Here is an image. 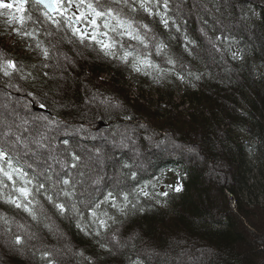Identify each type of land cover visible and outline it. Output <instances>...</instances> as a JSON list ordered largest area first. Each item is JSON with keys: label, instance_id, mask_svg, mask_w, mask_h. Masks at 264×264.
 I'll return each mask as SVG.
<instances>
[{"label": "trees", "instance_id": "trees-1", "mask_svg": "<svg viewBox=\"0 0 264 264\" xmlns=\"http://www.w3.org/2000/svg\"><path fill=\"white\" fill-rule=\"evenodd\" d=\"M9 2L13 4L12 15L9 9H0V65L12 60L16 68H7L8 75H5V67H0V85L20 96L12 97L13 100L17 98L20 104L30 108H48L49 117L57 118L64 115L63 112L69 114L74 110L83 124L104 119L110 125L106 129L126 125L118 122L121 119L128 122L135 117L141 123L146 117L141 107L127 106L128 109H123L129 110L126 113L111 108L106 100L92 99L97 90L103 92L97 74L104 70L103 64H110L121 76L122 73L130 76L137 72L133 68L137 63L141 67L137 74L143 83V79L146 80L142 92L146 89L158 95L157 100L163 107L161 112H165H159L162 119L155 121L157 139L148 147H152L151 150L144 154L146 146L139 149L140 159L148 157L142 160V169L136 168L141 163L128 149L119 150L113 159L112 146H100L101 142L87 138L84 142H97L93 146L103 150L98 162L94 161L97 164L93 165L104 177L100 182L89 183L86 189L88 181L85 179L96 177L91 176L85 161L89 146H83L81 152L71 141L69 144L62 139L59 149L67 155L65 160L69 167L64 181L69 183L57 185L51 169L41 178L24 170L20 160L0 149L3 153L0 156L3 169L0 171V206H5V210L11 207L7 211L8 218L0 211V241L5 252L8 251L17 264H72L74 261L76 264H240L237 246L244 240V227L240 229L238 225L244 226L245 209L250 215L259 214L255 227L258 232L264 231V218L260 214L264 206H247L264 190V0H128L127 5L123 0L120 3L85 0V6L79 11L73 5L63 16L59 10L50 14L33 0L25 6V13L16 11V0ZM87 3L105 12L111 8L113 17L133 21V27L144 37V43L129 39L121 35L126 29L119 28L117 19L107 15L96 18L97 39L116 42L112 49L115 58H120V51L123 55L131 53L127 63L122 61L124 69H118L116 61L108 60L112 56L101 50L97 52L99 55H92V50L83 48V44L100 46L91 39L81 43L68 27L66 17L87 12ZM141 3L144 8L140 7ZM44 12L60 21L59 26L45 17ZM22 14L32 16L25 21L23 30L34 34L19 35L16 42L22 45L7 48L4 37L14 26L21 27L16 21L9 24L8 20L10 16ZM106 22L109 28L104 27ZM145 24L147 29L141 27ZM75 26L89 35L94 30L86 22ZM112 27L117 30L112 31ZM52 28L57 30L55 39L60 38L63 48L76 43L83 51H88L91 58L98 57V62L92 65L93 72L86 71L85 65L81 71L61 66L62 55L55 39L52 40ZM201 32H206V44L200 39ZM134 57L147 59L150 66L139 64ZM157 58L160 63L154 62ZM179 84L184 85L186 97L198 103L197 109L186 107L188 117L172 112L187 102L179 92ZM170 112L177 118L172 121L173 127L171 116H167ZM2 116L0 113V124ZM38 131L45 135L44 142L50 149L45 151V160L59 164V153L51 147L50 130L39 127ZM123 135L116 133L110 138L117 141ZM77 140V143L83 141ZM170 142L176 145L173 150L165 148ZM133 146L138 148L135 143ZM186 147L191 148L186 149L188 158L180 154ZM157 148L162 152H157ZM153 151L157 155L151 162ZM126 152L131 153L136 166ZM178 165L183 168V173L179 172L180 187L166 183L168 173L177 170ZM104 186L110 187L104 190ZM20 188L28 190L26 199L21 196ZM96 188H101L103 194L99 196ZM177 188L180 190L176 191ZM66 192L69 195L66 196ZM9 198L21 203L30 201L35 218L7 203ZM178 201L182 207L176 221L178 218L172 217L176 216ZM56 203L63 204L66 211L61 213L54 206ZM18 212L35 224H29L33 228L30 232H10L8 219ZM46 212L52 215V220ZM100 221L105 223L102 225ZM16 237H20V244L15 243ZM259 251L264 252V249L259 248ZM250 254L255 258L256 251ZM175 259L176 263L172 262Z\"/></svg>", "mask_w": 264, "mask_h": 264}, {"label": "rangeland", "instance_id": "rangeland-1", "mask_svg": "<svg viewBox=\"0 0 264 264\" xmlns=\"http://www.w3.org/2000/svg\"><path fill=\"white\" fill-rule=\"evenodd\" d=\"M3 2L10 3L9 0H3ZM12 12H13L12 9H9V13L11 15L13 14ZM14 13H15L14 15H16V12ZM13 28H18V26H14ZM47 28L48 26L45 29ZM208 30L210 31V29ZM208 30H206V32ZM51 32L53 36L52 40H54L56 38L57 30L55 28H52ZM206 32L200 33V35H202L200 36V39L205 44H206V40H205ZM19 37L20 36L17 35L16 32L13 31L12 29L10 34L4 37L3 43L5 46H7V48L9 47L12 48L14 47L13 45L18 47V45H22L20 41L18 43L16 42L19 39ZM55 44H56V47L57 46L59 47V50H60L59 54L62 55L60 56L62 57L61 66H64L66 70L76 69V70L81 71L83 69V66L85 65L87 66L86 71L93 72L92 65L98 62V61L96 62V58L98 60V57L94 58L92 56L91 58L90 54H87L88 51H83L76 43H73L72 46H68L69 48L65 49L63 48L60 38L55 39ZM83 45H84L83 48L87 47V49L92 50L91 52L92 55L93 54L99 55L97 52L100 50V48L97 47V45H92V44L90 45L88 43H87V46H85V44ZM118 54H121L120 57H122L123 52L120 51ZM53 56L56 57L55 54ZM112 57H108L109 58L108 60H110L111 62L112 60L116 61L114 62V64L117 65L116 67L118 69L119 67H122L124 69V66H123L124 63L122 62L123 60H121L120 58L117 59V56L116 58L115 57L112 58ZM42 60L47 62V60L45 59H42ZM154 62L160 63L161 60L160 58H157V59H154ZM178 64L179 66H181L180 63ZM176 65L177 64H175V69H176ZM103 67H104V70L99 71L97 73L101 81V85H102L101 89L103 92H101V90H97L95 96L92 99L97 100V101L101 100V102L103 100H106L109 102L107 103L109 104L111 108H118L120 109L121 112H126V113H128L129 110L125 111L123 109L125 108L128 109L127 106H133L137 108L141 107L144 110V115H146V117L142 118L143 120H141V123L138 122L137 118L133 117V119H131L128 122L124 121L123 119H121V121H118L121 123H125L126 125H121V126L118 125L111 129H106L110 127V125H108L105 128L100 129L99 127L102 126L100 122H94V123L88 122L86 124H83L82 120L74 112V110L73 111L71 110L69 114H65L63 112L64 115H61L60 117H57V118L54 117L55 115L53 117H49L48 113L50 112L48 108H33V107L30 108L24 104H20L17 99L20 96H15L17 94L16 92L8 91L5 88H3L2 85H0V113L3 114L2 116L3 121L0 124V149H4V152L9 157H13L17 160H20L19 162L22 163L23 165L22 168L24 170L26 171L30 170L36 173L41 178L42 176L43 177L45 176L44 172H46L48 169H51L53 171L52 173H53L54 182L56 183V185L59 183H63L64 179L68 177L66 174L69 170V167L67 165L68 163L65 160L67 155L65 156V154L59 149L60 148L59 143H62V139H64V142H67L69 144L71 141L72 142L71 145L73 146L74 144V148L81 152H82L81 148L83 146H89V148H91L88 151V158L92 162H90L88 158L86 157H85L86 159L85 161L87 162L86 165H88L87 168H89V173H91V176H96V177L94 179H92L91 177V179L89 180L85 179V181H88V183L87 182L85 183L84 181V183L86 184V186H84L85 189L88 187L87 185H89V183L95 184L97 182H100L101 178L104 177V174L102 173V171L93 165L95 164L94 161L98 162L97 159H100V155H101L100 153L103 150L100 147L93 146V144L97 142H93V143L84 142L87 140V138H93V139H96L99 143L101 142L100 146H106V145L112 146L110 156L113 159L116 153L119 152V150L128 149V151H130L131 153H134L135 158H137L141 164L136 166L134 158L129 155L131 153L128 154V152H126V154L129 155L131 161L134 162V165L136 166V168L142 169V160L145 161L148 159V157L145 158V160L143 158L140 159L137 156L140 152L139 149L143 148V146L145 145L146 151L143 152L144 154H146L147 152H149V150H151L152 147L149 149L148 147H150V144L154 143L157 139L155 137L156 133H154L155 132L154 126H156V123H157V122L155 123V121H158V119L161 120L162 118L161 116H158V113L159 112L164 113L165 111L161 112V109H163V107L161 106L160 102L157 100L158 95L150 91H147L146 89L144 90V93L142 92L141 87L143 86L146 87L144 85L146 80L143 79L144 81L143 83L142 80L140 79L141 77L137 74V72L135 73L133 72L132 74H130V76L122 73L123 76H121L119 75V71L116 68L112 67L110 64H103ZM178 73L182 75L180 72ZM68 82L70 81L68 80ZM179 85H180L179 92H182L184 96L186 97L184 85L183 84H179ZM87 91L89 92L88 87H87ZM6 96L10 97L11 99L10 98L5 99ZM12 97H17V98L13 100ZM178 100L180 99L178 98ZM186 100L187 102L185 104H181L177 106V108L175 107V110L173 109L172 112L173 113L179 112L181 114L186 115V117H188L189 111L186 109V107H190L192 109L198 108V103L194 102V100L191 99L190 96L186 97ZM25 104H27V102H25ZM90 106H93V104H91ZM172 112H170L167 115L168 117L171 116L170 118L171 124L174 119H177L175 116H173ZM101 120H104V119H101ZM112 121L115 122L114 120ZM173 125L174 124H172L171 126L173 127ZM39 127H42V128L46 127L48 131L50 130V134H51L50 142L52 144L51 147L54 148V150H56L55 151L56 153L57 152L59 153V156L57 157V159L60 160L59 164H54L53 161L50 162V161L45 160L44 158L45 151L50 150V149H49V146L45 144L46 142H44L45 135H43L40 131H38ZM123 132L126 133V135H123ZM116 133L122 134L123 135L122 138L117 141L111 140L110 136L115 135ZM77 139L78 140L81 139L83 141H79L77 143L76 142ZM134 143L137 144L138 146L137 149L134 146L133 148L131 147L132 144ZM174 148H176L175 143L170 142L166 149L173 150ZM186 149H191V148L189 147L183 148V150H181L182 153L180 154L188 158L189 153L186 152ZM156 151L162 152V149L159 150V148H157ZM60 154L63 156H60ZM150 154H151V162H152L153 158H155L157 154L154 153V151ZM158 155L163 156L162 154H158ZM168 157H166V159ZM195 157L198 158V156H195ZM115 164H118V160H115ZM72 172L74 174V171ZM93 172L95 173L93 174ZM119 174L120 173L118 172V175ZM172 175H174V172H171L170 176L168 177L169 183L171 185H175L177 183L178 185V177H174ZM69 176H72V175L70 174ZM110 186H104L102 189L105 190L109 188ZM102 189L96 188L99 196L103 194ZM177 203L178 204L176 205V212H175V215L177 217L173 215L172 219L176 220L178 218L176 221H179V215L181 214L180 212H181L182 203L179 201ZM256 204H258L260 207L264 206V190L263 192L260 193L258 197H254V199L251 200L250 205L247 204V206L248 208H253ZM89 205L90 204H86V206H89ZM4 207L5 206H0V211H3L2 214H4L8 218L9 213L7 211L11 207L7 210H5ZM245 214H246L245 216L246 219H243L244 226H242L241 224L238 225V228L240 229L241 227H244V230L242 231V236L244 237V240L241 241L239 245L237 246L238 247L237 250H239L241 254L240 257H238L240 261L239 263L240 264H264V252L259 251V248L264 249V231L260 229L261 231L259 230L258 232L256 228L258 226L256 223V219L259 217V214L254 212L252 215H250V212L247 209H245ZM260 214L262 218H264V210L260 211ZM22 215H23L22 213L18 212L15 216L8 219L9 226H10L9 230L11 233L19 232V234H22L27 231L30 232V229L32 228V226L30 228V225H29L31 224V220L27 219L26 216H22ZM46 215H48L49 219L52 220V215H50V213L46 212ZM24 222H26V224ZM27 223H28V226H27ZM54 223L56 224V220ZM23 225L25 226L21 228L20 226H23ZM31 225H35V224H31ZM245 231H249V232H245ZM7 232H8V229H7ZM246 235H247V238H246ZM68 237L70 238V235H68ZM1 238L2 237H0V240ZM40 244H41V241H40ZM254 250L256 251L255 258H253V256L250 254ZM208 252H210V249L208 250ZM198 253L205 254L206 252H198ZM177 256L184 257L182 255H177ZM17 260L20 261V259H17ZM175 261L177 260L175 259L172 262L176 263ZM15 262H16V259H14L13 256L10 255L8 251L5 252V247L1 244V241H0V264H17V262L16 263ZM72 264H76V261L72 262Z\"/></svg>", "mask_w": 264, "mask_h": 264}, {"label": "snow or ice", "instance_id": "snow-or-ice-1", "mask_svg": "<svg viewBox=\"0 0 264 264\" xmlns=\"http://www.w3.org/2000/svg\"><path fill=\"white\" fill-rule=\"evenodd\" d=\"M29 0H16V11L20 12V13H25V5L28 4ZM33 2L36 5H43L44 8L46 9H57L60 11V14L63 16L65 14V12L68 11L69 7L71 6H75L77 8V10L79 11L82 7L85 6V0H33ZM114 2L116 3H120L121 0H114ZM123 2L125 3V5L128 4V0H123ZM57 6H59L57 8ZM140 7L144 8L145 5L144 3L140 4ZM13 8V4L12 3H4L3 0H0V9H12ZM86 8H87V12L81 11L80 15H76L75 13H72L71 15H68L66 17V21L68 23V27H70L72 29V33L75 36H78L79 40L81 43H83L86 39H91L92 41H94L96 44H98L100 46V50L104 52L105 55L107 56H113L115 57V52L112 51V49L115 46V41L109 40V41H104V40H99L97 39V32H96V28H98L97 25V20L96 18L98 17H104L105 15L117 19L116 17H113V10L111 8L107 9V11L105 12L104 10H97V7L93 5V3H87L86 4ZM148 9L145 8V11H147ZM43 15L45 17H47L49 20L52 21L53 24H56L57 26H59L60 21L55 20L54 18H52L51 16H49L48 12H44ZM89 17H91V19H89ZM32 16L30 14L28 15H20L19 17H15V16H10L8 23L11 24L13 21L18 22L21 27L20 28H15L13 29V31L16 32L17 35L20 36H32L34 33L33 32H28L26 30H23V26L25 24L26 20H31ZM81 22H86L87 24L93 26V33L91 35H89V33L84 30L81 31L80 28L76 27L75 24L77 23H81ZM133 21L130 20H124V19H117V25L119 26V28L122 29H126L125 32H122L121 35H127L129 37V39H134L139 41L140 43H144V37H142L140 35L139 29L134 28L133 27ZM165 23H167L165 21ZM105 28H109V24L106 22L104 24ZM141 27L147 29L148 26L145 25H141ZM112 31H116L117 28L116 27H112L111 28ZM105 36H107V33H104ZM37 47H39V44L37 45ZM145 47H147V45H145ZM44 55L47 56L48 52L47 49H44ZM131 55V53L129 52H125L124 55L122 57H120L121 60H123L125 63L128 62V56ZM134 60L138 61L139 64H143V65H149V61L147 59H140L139 57H134ZM0 67H5V75H8L7 72V68H12L15 69L16 68V64L14 61L12 60H8L6 61L5 65H0ZM133 68L135 71L139 72L141 71V67L137 66V63L133 64ZM3 153H0V156H2ZM9 167H11V162L9 161ZM0 171H3L2 168H0ZM6 176H8L9 179H11V175H9V173H5ZM64 184H68L69 182L67 180L63 181ZM180 189L177 188L176 191H179ZM19 192L21 194L22 197H24L25 199L28 197L29 192L26 188H20ZM65 195H69V193H65ZM109 197H111V193L108 194ZM145 195H147V193H145ZM164 195H167V193H164ZM51 201V197L48 198ZM125 200H127V196H125ZM7 203L13 204L16 208H22L24 211L28 212L30 215H33V218H35L34 213L31 211L29 204L31 203L29 201V203H21L19 202L17 199H12L9 198L7 201ZM54 206L61 212L64 213L66 211L65 206L61 203H56L54 204ZM97 207H99V205H97ZM113 207H115V204H113ZM74 208V206H73ZM93 216H95V212L93 211L92 213ZM100 223L103 225L105 222L104 221H100ZM79 226V225H78ZM83 230V229H82ZM98 235V233H97ZM16 244H20L21 243V239L20 237H16L15 240Z\"/></svg>", "mask_w": 264, "mask_h": 264}, {"label": "water", "instance_id": "water-1", "mask_svg": "<svg viewBox=\"0 0 264 264\" xmlns=\"http://www.w3.org/2000/svg\"><path fill=\"white\" fill-rule=\"evenodd\" d=\"M57 8H58V6H57ZM47 11H49L50 13H54V12H56L57 11V9H47ZM100 124H106V122L105 121H103V120H100ZM100 126V125H99ZM99 128H101V127H99Z\"/></svg>", "mask_w": 264, "mask_h": 264}, {"label": "flooded vegetation", "instance_id": "flooded-vegetation-1", "mask_svg": "<svg viewBox=\"0 0 264 264\" xmlns=\"http://www.w3.org/2000/svg\"><path fill=\"white\" fill-rule=\"evenodd\" d=\"M25 6H28V4H26Z\"/></svg>", "mask_w": 264, "mask_h": 264}, {"label": "bare ground", "instance_id": "bare-ground-1", "mask_svg": "<svg viewBox=\"0 0 264 264\" xmlns=\"http://www.w3.org/2000/svg\"><path fill=\"white\" fill-rule=\"evenodd\" d=\"M124 140V139H123ZM163 147V146H162ZM167 148V147H166Z\"/></svg>", "mask_w": 264, "mask_h": 264}]
</instances>
